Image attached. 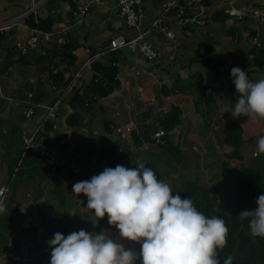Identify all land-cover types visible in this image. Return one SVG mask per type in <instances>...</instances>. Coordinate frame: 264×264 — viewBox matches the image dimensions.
Wrapping results in <instances>:
<instances>
[{"label":"crops","instance_id":"1","mask_svg":"<svg viewBox=\"0 0 264 264\" xmlns=\"http://www.w3.org/2000/svg\"><path fill=\"white\" fill-rule=\"evenodd\" d=\"M39 1L28 0L20 7V14L12 17L9 25L0 28L5 34L0 41V56L7 52V61H11L0 64V186H5L7 193L4 199L7 211L0 213V249L21 244L30 247L34 243L48 246L45 233L52 237L47 232L48 226L66 216L74 220L84 210L87 197L72 193V186L109 168L103 159L109 151L108 146L116 147L123 155L119 165L126 168L136 167V160L141 157L139 151L148 149L143 154L147 161L165 166V172L182 166V183L190 179L189 176L193 180H198V176L199 179L220 178V172L241 165L253 170L264 168V154H255L257 139L264 135L263 124L245 115L233 118L230 112L223 113L225 105L233 103L231 106L234 107L238 97L234 91L236 96L232 98L227 90L233 84L230 75L233 67L246 71L253 82L264 78V58L260 66L253 62L255 50L251 46L252 30L248 22L237 21L225 14L223 8L248 9L264 4V0H201L205 25L188 31L179 27L170 14H165L164 22L174 29L177 40L173 48L170 47L172 42L162 34L150 32L149 39L160 47L161 52L152 63L126 48L103 53L110 38L133 33L120 18L115 0H71L70 5L60 2L49 7L45 5L46 0ZM160 1L144 0L141 28L156 16V3ZM2 8L0 6V10ZM6 10L15 11L12 7ZM30 12L37 18L50 12L54 19L50 31L57 42L76 43L72 50L76 56L72 74L88 57L93 58L89 64L81 66L77 78L72 76L70 86L61 94L59 127L51 129L49 123L42 126L48 143L58 145L59 140L64 141L61 147L68 162L57 169H51L35 155L23 152L19 137L22 129L30 128L42 118L43 105L61 91L47 78L52 64L38 63L40 48L45 42L24 56H18L12 48L13 39L35 30L24 22ZM224 54L231 60L229 65L225 63ZM110 57L117 66V83L112 90L91 99L82 95L90 79L96 80L100 76L91 67L92 62L99 60L103 64ZM8 65H11L10 70ZM39 79H42L46 96L41 104L33 106V119L27 121L24 111L29 107L28 102L14 96L20 97L17 90L24 96L30 95L27 89L35 91ZM76 88L80 99L75 94ZM22 90L25 91L22 93ZM171 106L178 108L179 115L174 127L162 138L176 147V155L151 139L136 145L131 132H115L118 126L137 130L141 125L145 131L149 127L151 135L160 128L151 125L153 119L158 118V121ZM75 111L84 122L81 126L69 125L65 120ZM233 122L240 128L233 136L234 143H239V157L228 156L234 146L226 141L225 129ZM192 166L196 170L200 168L199 172H193ZM57 196L61 197L60 201ZM22 226L35 227L36 232L27 231L16 237Z\"/></svg>","mask_w":264,"mask_h":264},{"label":"clouds","instance_id":"2","mask_svg":"<svg viewBox=\"0 0 264 264\" xmlns=\"http://www.w3.org/2000/svg\"><path fill=\"white\" fill-rule=\"evenodd\" d=\"M238 97L225 105L224 112L233 118L245 115L264 120V78L255 82L239 67L230 70ZM256 155L264 154V135L256 142ZM72 193L87 197V209L108 225L114 226L123 240L140 245L139 252L114 240L106 230L92 234L85 229L66 237L55 233L47 241L51 247L50 264H233L234 257L220 256L227 243L229 229L223 218L206 217L191 198L173 195L169 183L158 180L143 163L134 168L117 165L105 168L90 180L76 182ZM254 210L242 211L250 218L253 237L264 238V195ZM21 209V211H23ZM7 211L0 194V213Z\"/></svg>","mask_w":264,"mask_h":264},{"label":"trees","instance_id":"3","mask_svg":"<svg viewBox=\"0 0 264 264\" xmlns=\"http://www.w3.org/2000/svg\"><path fill=\"white\" fill-rule=\"evenodd\" d=\"M71 4V0H46L45 4L49 6H57L59 3ZM50 11V10H48ZM54 19L50 12L44 17H35L33 12L28 13L25 16V24L32 29L47 32L50 31L53 25ZM5 38L4 31L0 29V41ZM76 43L65 41L63 43L54 42L46 43L40 48V57L38 63H51L52 66L49 69L48 79L51 80L52 85L61 89L58 96L61 98V94L70 86L71 78L73 74L70 72L74 68V62L76 56L72 53V50L76 48ZM253 62L260 66L262 64L263 50L254 49ZM43 53H42V52ZM10 52V51H9ZM18 55V54H17ZM24 56V55H18ZM56 58L57 60H55ZM7 60V59H6ZM11 62L10 60L6 61ZM59 65H62L60 68ZM11 66V65H8ZM91 67L95 72L99 73V78L94 80L90 79L86 84L82 95H87L89 99L93 96L105 95L110 92L113 86L117 83V66L113 57L108 58L105 63H101L99 60H94ZM36 85L35 91L28 88L30 95L21 94V91L17 90V94L20 97L15 98L27 101L29 107L41 104L43 98H45V88L43 86L42 79ZM231 97H235L233 92L235 90L234 83L227 89ZM25 91V90H24ZM22 90V93L24 92ZM75 94L79 99V89H75ZM23 95V96H22ZM239 95V94H237ZM35 107V106H34ZM179 110L175 106H171L166 114L159 119L158 123L165 133L171 130L177 122V116ZM69 125L81 126L84 124L81 115L78 112L70 113L66 119ZM48 124V122H47ZM139 125L137 130H131V137L134 144L139 145L143 141H148L150 137L149 127ZM240 129L236 122H233L229 127L225 129L226 141L231 143L234 148L228 154L229 157H239V143L235 144L233 139L237 134V130ZM264 133V129H263ZM164 142L158 144L164 146L170 150L172 154L177 153L176 147L171 146L163 138ZM108 153L103 155V159L108 163L109 168H114L119 165L122 154L117 152V148L108 146ZM157 176L158 180H161V174L156 169H152ZM179 194L182 199L191 198L195 207L202 212L206 217L213 215L224 219L226 226L229 229V235L227 243L223 250L218 252L221 257L226 258L228 255L234 257L233 264H264V238L253 237L249 230L250 218H241L239 215L245 210H254L258 207L256 200L260 195H264V168L253 170L248 166H239L228 168L222 178L211 180L210 184L200 183L199 180L188 179L183 181L181 188L173 195ZM58 197V196H57ZM58 201L61 197L59 196ZM87 201L82 213L74 220L69 217L60 218L56 224H50L47 228V232L53 237L57 232L62 233L65 237L73 231H79L85 229L88 232L99 233L101 230L118 231L114 226L108 225L107 214L104 218L99 219L94 215V210L87 209ZM27 231L36 232V228L32 226H22L17 232L16 237L23 235ZM138 244V243H137ZM19 245L15 246L17 248ZM40 246L36 243L29 247L30 252L35 253ZM140 249V245L138 244Z\"/></svg>","mask_w":264,"mask_h":264},{"label":"built area","instance_id":"4","mask_svg":"<svg viewBox=\"0 0 264 264\" xmlns=\"http://www.w3.org/2000/svg\"><path fill=\"white\" fill-rule=\"evenodd\" d=\"M230 2L231 0H223ZM115 6L118 9L120 18L124 22L126 28L133 31L129 36H113L110 38L106 46L102 49L105 52H114L120 48H126L132 52L139 54L146 62L152 63L160 57V47L149 39L150 32L162 34L166 39L170 40V47L174 48L177 35L171 27L164 22V15L170 14L174 18L175 23L182 27L185 31L204 26V13L201 7V0H162L156 3L157 13L145 27H140L141 20L145 14L144 0H115ZM223 12L234 17L237 21L246 20L252 30L251 46L254 49L263 50L264 57V4L248 9H237L233 6L223 8ZM3 28V27H2ZM41 42L54 43L57 40L53 32H43L31 30L22 38L12 40V48L18 55H26L38 49ZM225 63L229 65L231 60L227 54L223 55ZM7 58V52L0 56V63ZM93 58L88 57L84 64H89ZM81 66L73 73V78L79 76ZM11 69L10 66L7 67ZM55 89V88H54ZM60 97L56 95L48 104L43 105L42 118L33 124L30 128H24L20 131L19 137L23 152L35 155L43 164L51 169H57L64 166L68 162V156L62 149L63 140H59L58 145L50 144L46 141L42 132V126L49 123L51 129H57V119L60 112ZM34 108L28 107L24 111V118L31 121L34 116ZM130 133L132 130L127 126H118L115 132ZM165 131L162 128L156 129L151 138L155 144L164 142L163 135ZM0 194L5 199L6 187L0 186ZM51 248L49 246H40L35 253L30 252L29 247L25 244L19 245L17 248L0 249V264H30L39 262L40 264H48L50 262Z\"/></svg>","mask_w":264,"mask_h":264},{"label":"rangeland","instance_id":"5","mask_svg":"<svg viewBox=\"0 0 264 264\" xmlns=\"http://www.w3.org/2000/svg\"><path fill=\"white\" fill-rule=\"evenodd\" d=\"M28 0H0V6L1 7H3L1 10H0V28H2V27H5L6 25H9V21H11L10 19L12 18V17H15V16H17V15H19L20 14V7L22 8V7H24V5H26ZM42 1L43 0H40L39 1V3H42ZM45 5H47V4H45ZM7 7H12V8H14V10L15 11H13V12H11L10 10L9 11H7L6 10V8ZM22 12V11H21ZM5 17V18H4ZM5 61H7V60H3L1 63H4L5 64ZM0 63V64H1ZM157 119L158 118H155V119H153V122H152V124L151 125H155V126H160L159 125V123H158V121H157ZM147 150L148 149H144L143 151H139V153H138V156L140 155L141 157L140 158H138L137 160H136V164H138V163H143L144 164V166L145 167H155L156 168V170L158 171V172H160V174H161V180L162 181H164V182H167V183H169L170 184V186L172 187V190H173V193H176V192H178L179 191V189L181 188V185H182V166H180V168L178 169V167L176 166L175 168H173L172 170H169L168 171V169L166 170V172H165V170L164 169H166L165 168V166L163 167H160V166H158V165H152V164H150L149 163V161H147V159L145 158L146 156L145 155H143L145 152H147ZM147 162V163H146ZM152 165V166H151ZM134 167H135V165H134ZM192 169H193V172L194 171H197L198 170V172H199V170H200V168H197V170H196V168H194V166H192L191 167ZM168 172H170V173H168ZM192 173V172H191ZM221 176H219L220 178H222L223 177V174H224V172L222 173V172H220L219 173ZM180 175V176H179ZM207 175H210L209 173L207 174ZM206 175V176H207ZM179 176V177H178ZM208 177V176H207ZM189 178L190 179H192V177L191 176H189ZM199 178H201L200 176H198V180H199V182L200 183H205L206 185L207 184H210L211 183V180L209 179V178H206V179H199ZM189 179V180H190ZM215 179H218V178H215ZM185 181V180H184ZM172 193V194H173ZM82 213V211L79 213V215ZM79 215H77V216H79ZM76 216V217H77ZM66 217H69V216H66ZM107 230V229H106ZM112 231V230H111ZM113 232H115V231H113ZM94 232H92V234H93ZM45 235H46V240L48 241L49 239H51V238H53V237H49L48 235H47V233H45ZM47 241H46V245H48L47 244ZM43 242H41V244H42ZM49 246V245H48ZM131 246V247H130ZM125 247L126 248H130V249H134V251H136L137 253L139 252V248H138V244L136 243V242H132L131 241V244L129 245V244H126L125 245ZM51 248V247H50ZM32 264H40L38 261L37 262H35V263H32ZM135 264H140V261H139V259L137 260V261H135Z\"/></svg>","mask_w":264,"mask_h":264},{"label":"bare ground","instance_id":"6","mask_svg":"<svg viewBox=\"0 0 264 264\" xmlns=\"http://www.w3.org/2000/svg\"><path fill=\"white\" fill-rule=\"evenodd\" d=\"M107 231V233L114 239V240H117L118 242H120V243H123L124 245H126V244H131V242L130 241H128V240H123V239H121L120 237H119V233H118V231H115V232H113V231H111V230H106ZM93 234H96V233H93ZM131 247V246H130ZM134 250V249H133Z\"/></svg>","mask_w":264,"mask_h":264},{"label":"water","instance_id":"7","mask_svg":"<svg viewBox=\"0 0 264 264\" xmlns=\"http://www.w3.org/2000/svg\"><path fill=\"white\" fill-rule=\"evenodd\" d=\"M205 29H207V27H205ZM256 120H258L260 123H262L263 124V126H264V120H259V119H256ZM131 242V241H130ZM48 264H50V262H48Z\"/></svg>","mask_w":264,"mask_h":264}]
</instances>
